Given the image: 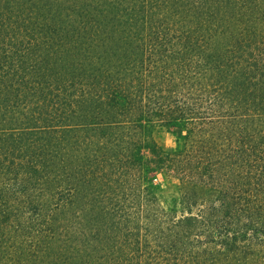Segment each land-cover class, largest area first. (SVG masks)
<instances>
[{"label": "trees", "instance_id": "1", "mask_svg": "<svg viewBox=\"0 0 264 264\" xmlns=\"http://www.w3.org/2000/svg\"><path fill=\"white\" fill-rule=\"evenodd\" d=\"M0 264H264V0H0Z\"/></svg>", "mask_w": 264, "mask_h": 264}, {"label": "rangeland", "instance_id": "2", "mask_svg": "<svg viewBox=\"0 0 264 264\" xmlns=\"http://www.w3.org/2000/svg\"><path fill=\"white\" fill-rule=\"evenodd\" d=\"M155 141L166 150H178L181 147V133L177 131L167 132L164 129H155L152 131ZM155 182L159 191L158 196L161 204L167 210H174L180 215L181 194L177 180L168 178L165 173L158 172L155 176Z\"/></svg>", "mask_w": 264, "mask_h": 264}]
</instances>
